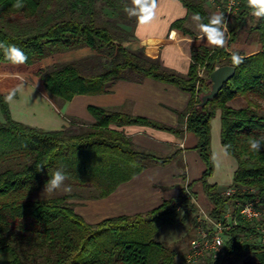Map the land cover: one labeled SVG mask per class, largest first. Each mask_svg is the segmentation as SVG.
<instances>
[{
    "label": "trees",
    "instance_id": "1",
    "mask_svg": "<svg viewBox=\"0 0 264 264\" xmlns=\"http://www.w3.org/2000/svg\"><path fill=\"white\" fill-rule=\"evenodd\" d=\"M179 1L187 16L170 27L192 36V62L186 75L164 68L146 46L133 45L136 38L128 27L137 19L124 12L130 6L124 0H22L24 7L19 9L14 6L17 0H0V41L15 45L28 57L24 64H13L0 50V264H186L178 262L176 250L155 237L175 221L180 208H195L191 191L195 182L202 184L214 220H220L237 201L260 199L264 203V148L253 152L249 147L252 138L264 137V115L260 114L264 109V18L252 16L242 0L228 26L226 47H207L184 26L195 13L208 23L211 14L205 0ZM244 31L248 40L260 44L257 52L236 48ZM84 50L90 54L69 58ZM232 52L245 58L239 66L232 64ZM222 65L235 67V75L217 97L201 107L202 95L210 91L209 76ZM28 74L39 86L21 78ZM146 78L190 94L187 107L175 111L178 127L90 106L95 123L72 120L60 130H44L15 120L6 100L22 80L52 101L67 102L77 95L104 94L119 80L141 82ZM218 113L221 145L224 150L229 146L227 155L235 164L228 188L209 180L215 170L211 122ZM112 125L194 134L195 150L205 165L202 176L159 207L97 224L75 212V194L36 195L56 169L65 172L70 185L93 187L105 197L146 168L173 160L171 154L157 156L138 150ZM229 188L235 190L231 196L225 194ZM254 232L239 217L237 226L227 233L225 258L205 257L200 264H222L245 256L252 259L245 264H264V245Z\"/></svg>",
    "mask_w": 264,
    "mask_h": 264
},
{
    "label": "crops",
    "instance_id": "2",
    "mask_svg": "<svg viewBox=\"0 0 264 264\" xmlns=\"http://www.w3.org/2000/svg\"><path fill=\"white\" fill-rule=\"evenodd\" d=\"M155 12L154 19L147 24L140 25L136 20L132 26L136 38L133 45L146 46L149 54L157 57L164 68L186 75L192 62V36L170 26L173 22L186 18L187 10L179 0H157ZM189 23L190 19H187L184 25L188 29ZM173 33L176 34L175 37ZM255 52L257 50L248 53ZM86 53L90 54L85 50L78 51L69 58H79ZM21 84L24 87L17 91L16 97L8 101L11 115L19 122L44 130H60L72 120L82 121L87 125L95 123V118L89 112L90 106L178 127L179 116L175 111L185 109L190 100V94L177 86L150 78L141 82L119 80L111 84L104 94L77 95L67 102L50 100L26 80L18 85ZM211 123L215 170L209 180L219 187L226 185L228 188L232 183L235 165L232 166L233 159L225 154L221 145L219 113ZM111 128L129 137L138 150L157 156L171 154L174 158L164 166L146 168L139 175L120 184L108 196L100 197L98 194L93 197L91 214L75 209L90 224L159 207L164 200L177 196L182 186L197 181L205 170V165L195 150L197 138L194 134L183 132L182 135H177L142 125H112ZM217 157L225 164V174L219 172ZM226 166L229 167L228 170ZM191 191L195 194L197 206L210 212L212 206L203 193L202 184L195 182Z\"/></svg>",
    "mask_w": 264,
    "mask_h": 264
},
{
    "label": "clouds",
    "instance_id": "3",
    "mask_svg": "<svg viewBox=\"0 0 264 264\" xmlns=\"http://www.w3.org/2000/svg\"><path fill=\"white\" fill-rule=\"evenodd\" d=\"M14 6L18 9L24 7L22 0H17ZM246 6L251 10V15L257 18V20L264 18V0H246ZM156 7L157 0H131V6H125L123 10L129 18L136 17L137 23L143 25L154 19ZM192 19L197 22V26L202 33L200 40H206L208 45L215 48L226 47L229 28L224 13H213L208 18V23H203V17H201L199 13L193 14ZM175 35L176 34L173 33V37H175ZM0 50L3 51L5 58L13 64H24L28 60L27 55L15 45L0 41ZM244 59L245 58L237 52L231 53V61L234 66H239L243 63ZM23 87L24 85L21 84L12 89L6 97V100L11 101L16 95V92ZM228 147L229 146H225V154L227 153ZM249 147L253 152H260L261 149L264 148V137L252 138L249 142ZM66 180L67 176L65 172L62 169H56L45 183L43 192L53 194L62 190L64 193L70 194L72 187L70 184H65ZM245 211H248V209H245Z\"/></svg>",
    "mask_w": 264,
    "mask_h": 264
},
{
    "label": "built area",
    "instance_id": "4",
    "mask_svg": "<svg viewBox=\"0 0 264 264\" xmlns=\"http://www.w3.org/2000/svg\"><path fill=\"white\" fill-rule=\"evenodd\" d=\"M209 5L216 10H222L228 26L233 23L238 15L242 0H207ZM203 76V72L199 73ZM233 188H229L225 194L233 195ZM248 209V211H245ZM202 227H199L196 236L191 240L189 249L184 256L186 264H200L205 257L213 260H222L226 256L227 233L238 224L241 217L249 222L255 230V239L264 245V203L260 199L253 201H237L225 211L220 220H214L209 212L200 209ZM219 241V243H218Z\"/></svg>",
    "mask_w": 264,
    "mask_h": 264
},
{
    "label": "rangeland",
    "instance_id": "5",
    "mask_svg": "<svg viewBox=\"0 0 264 264\" xmlns=\"http://www.w3.org/2000/svg\"><path fill=\"white\" fill-rule=\"evenodd\" d=\"M124 1H126L127 4L131 6V0H124ZM205 8L207 9L206 11H208L211 15L213 13H216L215 8L213 9L209 5L207 0H205ZM133 18H136V17H133ZM128 29L131 30L132 26H129ZM189 29L193 33L197 34L198 36L202 35V33L200 32L197 26V22H195L192 19V16L190 18ZM238 38H239V41H238L236 48L240 49L244 47L245 51L247 52L260 49V44L255 39H249V40L247 39V33L245 31L242 32L240 34V37ZM202 42L205 45H207V47H212L206 43V40H202ZM21 78L26 79L29 82H33L35 85L39 86L34 80V78H32L31 74L22 75ZM54 101L59 102L58 99L56 98L54 99ZM238 104L239 103H235L234 105L240 106ZM261 105L264 108V102H261ZM260 114L264 115V109L260 111ZM0 119H1V113H0ZM231 161H232L231 163L232 166H234L235 165L233 164L234 161L233 160ZM218 162H219L218 163L219 172L221 174H225V170H224L225 164L221 163V159L219 158H218ZM226 168L228 170L229 167L226 166ZM65 184H69V182L65 181ZM71 187H72L71 194H75V197H74V202L76 204L75 209L84 210L86 212H89V214H91L92 213L91 212L92 211L91 202L93 200V197L98 196L99 192L93 187L77 188L72 185ZM223 188H226V185H224ZM43 191H44V188L36 192V195L38 197H46V196L52 195V194H48ZM63 193L64 192L62 190H59L53 194H63ZM194 201H195V208L193 210L190 208L180 209L178 211L175 221L172 224L164 226L161 229L160 234L158 233L155 237L156 240L163 242L169 248L176 250L178 254L177 256L178 262L183 261L184 256L189 249L191 240L196 236L199 227H202V222L200 221V219L202 218V214L200 212V208L196 204V198L194 199ZM245 260L251 261L252 259L249 258V256H245V258L243 257L241 259H236V258L230 259L229 258L227 259V261H223L222 264H245Z\"/></svg>",
    "mask_w": 264,
    "mask_h": 264
},
{
    "label": "water",
    "instance_id": "6",
    "mask_svg": "<svg viewBox=\"0 0 264 264\" xmlns=\"http://www.w3.org/2000/svg\"><path fill=\"white\" fill-rule=\"evenodd\" d=\"M235 71V67L230 65H222L215 68L209 76L210 91L201 97V107H204L208 101L217 97L223 86L235 75Z\"/></svg>",
    "mask_w": 264,
    "mask_h": 264
}]
</instances>
